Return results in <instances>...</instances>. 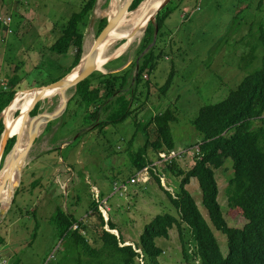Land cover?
Returning <instances> with one entry per match:
<instances>
[{
    "label": "rangeland",
    "instance_id": "1",
    "mask_svg": "<svg viewBox=\"0 0 264 264\" xmlns=\"http://www.w3.org/2000/svg\"><path fill=\"white\" fill-rule=\"evenodd\" d=\"M88 1L0 0V88L7 78L15 75L22 78L21 92L46 87L52 79L64 76L65 71L71 68L76 52L73 50L68 57L54 56L47 49L62 35L70 18L79 13ZM116 1L98 0L92 16L95 23L93 26L90 23L86 30L85 43L89 37L96 43L100 36L97 22L102 18L110 19ZM120 1L121 8L129 0ZM169 6L173 14L166 22L156 53L162 57L152 74L150 90L144 83L138 87L139 100L135 103L131 119L100 131L98 127L84 129L82 121L76 123L75 120L62 126L65 121L60 116L54 121L52 130L45 135L44 131L30 151L20 176V187L15 191L16 203L10 204L0 222V233L9 244L6 247L8 252L4 253H8L6 259L9 264H69L63 260V247L51 223L53 213L58 208L68 209V212L82 218L90 231L88 236L92 239V245L99 247L100 244L96 242L99 221L96 215L90 216L92 191L94 187L102 189L104 185L107 187L105 198H109L114 193L109 185L129 181L135 176L132 155L145 144L144 136L137 131L136 121L145 124L159 112L171 108L177 117V122L172 124L177 144L174 152L196 146L200 135L193 122L201 108L224 101L245 77L261 69L264 56V0H172ZM9 17L12 18L10 27L4 23ZM145 35L146 32L129 50L106 64L105 73L100 69L96 73L108 75L130 70L129 88L133 89L143 55L157 43L156 39V43L140 55ZM124 42L111 45L109 51L116 54ZM172 76V87L164 95L160 90ZM75 90L68 91L69 100ZM59 106L60 97L48 98L41 102L40 115L50 116L58 111ZM21 114V111L18 112L15 120ZM3 118L6 120V114ZM149 133L154 138V126ZM26 135L29 139V130ZM52 148L54 152L43 155V151ZM5 159L4 152L0 171ZM43 159L49 161L43 163L48 167L57 164L60 175L44 171L43 177H48L45 195L37 197L32 194L33 184L41 177ZM193 162L194 157L190 155L178 161V167L187 172ZM165 174L167 188L153 176L146 186L140 183L132 188L127 198H110L108 204L113 212L107 224L111 221L124 231L121 234L111 232L117 237L123 238L125 234L132 237L134 243L126 246L137 248L145 227L158 215L177 216L167 192L176 196L184 178L176 176L170 167ZM216 177L220 187L219 202L227 221L231 227L244 228L246 219L231 211L228 204L227 189L234 178L231 159L227 160L223 169L216 171ZM66 182H69L68 190L64 188ZM136 189L141 193L138 199L132 197ZM188 189L208 219L198 181L193 179ZM12 207L15 208L14 212L7 218ZM8 228L9 231H6ZM214 232L223 255L227 257V236L216 230ZM83 234L86 235V232ZM185 239L190 253H194L195 243L189 231H186ZM157 242L165 251L159 259L160 264H186L182 239L177 230L171 232L169 240L159 239ZM196 264L200 262L196 261Z\"/></svg>",
    "mask_w": 264,
    "mask_h": 264
},
{
    "label": "trees",
    "instance_id": "2",
    "mask_svg": "<svg viewBox=\"0 0 264 264\" xmlns=\"http://www.w3.org/2000/svg\"><path fill=\"white\" fill-rule=\"evenodd\" d=\"M145 1L134 0L131 11H136ZM97 3L98 0H89L79 13L70 18L62 35L47 49L54 56L68 57L73 50L76 52L66 74L52 79L49 84L61 81L80 65L85 54V33ZM172 14V9L168 6L158 14L155 22L149 24L139 54L143 55L154 44L158 31L157 43L143 55L134 88H129L130 70L108 75L93 74L77 86L63 115L65 122L62 126L75 120L76 123L82 121L84 129L98 127L100 131H105L110 126L131 119L135 103L139 100L138 87L144 83L150 90L152 74L162 57L161 54H156L158 43ZM108 23V18L97 22L98 34L106 29ZM172 82L173 76L160 92L166 95ZM22 89V78L16 75L7 78L0 88V141L6 129L3 113ZM40 109L41 103L31 116H38ZM31 122L32 119L29 123ZM175 122L176 113L171 108L159 112L145 124L136 121L137 131L144 136L145 144L132 155L134 173L177 149L172 131V124ZM54 123L53 121L47 126L45 134L52 130ZM152 126L154 138L149 133ZM193 126L200 135V154L194 157L193 165L187 172L179 169L178 161H174L170 167V171L176 176L184 178L176 196L167 192L177 210V216L158 215L145 227L136 249L142 252L146 264H160L159 259L165 251L157 241L169 240L171 232L177 230L182 239V253L186 264H196V261L200 264H264V56L261 69L245 77L228 98L201 108ZM16 141V137L9 141L5 149L6 157L13 150ZM229 159L233 162L234 178L227 189L228 204L231 211L246 219L247 223L242 229L230 226L219 202L220 187L216 171L223 169ZM156 179L161 185L160 180ZM193 179L198 181L202 190L203 207L208 213V219L188 189ZM94 215L99 221L96 240L99 247L92 245V239L88 236L90 231L83 221L68 214L63 208L55 211L51 223L55 226L56 236L63 247V260L69 264H138L137 259L141 254L132 246H126L123 238L106 230L107 226L111 231L117 230V227L111 221L107 224L100 211V204L95 201L91 204L90 211V216ZM76 225L79 226L77 230L74 229ZM215 230L227 236V257L222 253ZM186 231L191 233L195 243L194 253H190L185 239ZM5 245L6 241L0 233V248Z\"/></svg>",
    "mask_w": 264,
    "mask_h": 264
},
{
    "label": "bare ground",
    "instance_id": "3",
    "mask_svg": "<svg viewBox=\"0 0 264 264\" xmlns=\"http://www.w3.org/2000/svg\"><path fill=\"white\" fill-rule=\"evenodd\" d=\"M164 1L165 0H146L141 5V7H139V9H137L135 12L127 14L123 17L119 25L116 27L115 30L111 32V34L109 35V38L107 39L105 44L102 46L101 50L99 51L98 59H97V67L99 66L102 72L104 73L106 72L105 66L111 60H113V58L129 50L132 45L137 43L143 37L145 29L147 28L148 22L151 20V18H153L156 15L159 7ZM120 2H121L120 0L116 1L114 9L113 11H111L109 15L110 17L116 16V14L118 13L120 9ZM119 41H125V42L116 54H112L109 51L110 46ZM94 43L95 42H93L90 39V37L86 40L83 63H85V61L87 60L91 50L93 49ZM78 71L79 69L75 71L71 76H69L68 79L63 81L62 84H65L66 82L74 78ZM48 96L49 98L60 97V106L58 110H61L65 102L69 100L68 92H66L65 94H62L61 92L55 91V92L49 93ZM34 98H35V93H33V91L32 92H20L17 95L14 103L8 108V110L5 113L6 114V126L8 129L14 128L15 129L14 134H18L19 129L21 128L23 122L26 123V128L23 132L22 141L17 149V153H21L27 147V144H28L29 139H27L26 133H27V130H29L31 123L28 124V121H26L25 119L26 117L25 114L28 112ZM20 111L22 112V114L20 115L18 120H15L14 118L15 115ZM28 120L30 121V119ZM2 144L3 143L1 141L0 142V163L2 160ZM14 163H15V159L13 156L7 159L4 169L0 171V185L2 184L5 176L8 174L10 169L13 167ZM25 166H26V162L23 163L22 167L17 168L16 177L12 180L11 179L9 180L4 190L2 200L0 201V222H1V218L3 217L2 212L3 211L6 212L7 207L10 206L13 200V196L15 195V191H16L15 182L20 179V176Z\"/></svg>",
    "mask_w": 264,
    "mask_h": 264
},
{
    "label": "water",
    "instance_id": "4",
    "mask_svg": "<svg viewBox=\"0 0 264 264\" xmlns=\"http://www.w3.org/2000/svg\"><path fill=\"white\" fill-rule=\"evenodd\" d=\"M133 2H134V0H129L128 2H126L119 9V11L116 14V16L109 19L108 26L106 27V29L98 37V39H97L96 43L94 44L93 49L91 50V52H90L87 60L85 61V63H83V59H84V56H83V59L81 60L80 65L77 68H75L72 71V73L69 74L67 77H65L64 79H62L61 81H59V82H57L55 84H52V85H49V86H46V87H43V88H37V89L33 90V93H35V98L33 99V102L31 104L28 112L25 114L26 115V117H25L26 121H28L29 118H30V121L32 119V122H31V125H30V128H29V140H28L27 147L21 153H17V149H18L19 145L21 144L22 137H23V132H24V130L26 128V123L23 122L21 128L19 129L18 134H14V130L15 129L14 128L8 129L7 126H6V120L4 118L6 129H5L4 135H3L2 139H1V141L3 143L2 144V156H3L4 152H5V149H6L7 145H8V143H9V141L11 139H13L14 137H16L17 141H16V144H15L13 150L6 157V159L4 161V164H3V168L2 169H4L7 159L9 157H11V156L14 157L15 163L13 164V167L10 169L8 174L5 176L2 184L0 185V201L2 200V197H3V194H4V190H5L8 182H9V180L10 179L12 180V179H14L16 177L17 168L22 167L23 163L26 162L30 151L35 146L37 140L40 138L42 133H44V131L46 130L47 126L51 122L55 121L60 116H63L65 114V112H66V110L68 108V104H69L70 100H67L65 102V104H64V106L62 107L61 110H58L57 112H55L54 114H52L50 116L40 115L39 114L36 117H32L31 116L32 112L35 110V108L37 107V105L39 103H41L42 101H45L46 99L49 98V96H48L49 93L57 91V92H61L62 94H65L66 92H68L71 89H76L79 84H81L82 82L86 81L93 74H95L96 72L99 71L100 68H99V66L97 67V59H98L99 51L101 50L102 46L105 44L107 39L109 38V35L111 34V32L113 30H115L116 27L119 25V23L123 19V17L131 12V7L133 5ZM171 2H172V0H165L161 4V6L159 7L156 15L153 18H151V20L148 22L147 27L149 26V24L151 22H154L156 20L157 15L161 11H163L166 7H168ZM94 23H95V18H92V21H91L92 26H93ZM157 35H158V31H157V34H156V39H157ZM155 43H156V40H155ZM78 69H79V71L77 72V74H76V76L74 78H72L71 80H69L65 84H62L63 81L68 79L69 76H71ZM122 71H118L117 73H120ZM17 95H16V97H17ZM16 97H15V99H16ZM15 99H14V101H15ZM14 101L12 102V104L14 103ZM8 108L4 111L3 115L6 113ZM19 180H17L15 182V188L16 189L20 187V181ZM14 197H15V195L13 196V200H14ZM13 200H12V202H13ZM12 202H11V204H12ZM4 212L5 211L2 212L3 215H4Z\"/></svg>",
    "mask_w": 264,
    "mask_h": 264
},
{
    "label": "built area",
    "instance_id": "5",
    "mask_svg": "<svg viewBox=\"0 0 264 264\" xmlns=\"http://www.w3.org/2000/svg\"><path fill=\"white\" fill-rule=\"evenodd\" d=\"M12 22V18L9 17L4 23L8 27H10ZM200 148L198 145L190 147L188 149L179 150L178 152L170 151L167 155L162 157L161 159L152 162L148 167L145 169L135 173V176L131 178L129 181H118L115 182L113 185V196H119L120 198H127L129 194L132 192V188L137 187L140 183L143 185H147L151 179L157 177L162 181L164 186H166V174L165 172L171 167L174 161L184 160L188 156H197L200 154ZM162 173V174H161ZM167 188V186L165 187ZM100 211L103 214L104 218L108 222L109 220V209L100 204ZM75 230L79 229V226L76 225L74 227ZM138 254H141V257L137 259L138 264H146L144 256L140 250L135 248ZM0 264H9L7 260L1 259Z\"/></svg>",
    "mask_w": 264,
    "mask_h": 264
},
{
    "label": "crops",
    "instance_id": "6",
    "mask_svg": "<svg viewBox=\"0 0 264 264\" xmlns=\"http://www.w3.org/2000/svg\"><path fill=\"white\" fill-rule=\"evenodd\" d=\"M44 135H45V133H44ZM55 141H57V137H55ZM54 148H52V149H47L46 150V152H44L43 151V155L44 154H47V153H51V152H54V150H53ZM63 149V148H62ZM30 154V153H29ZM46 162H49V161H47V160H45V159H43V161L41 162V177L39 178V179H37L36 181H35V183L33 184V191H32V194H33V196H37V197H39V196H43V195H45V191H46V188H45V185H46V183H47V181H48V177H43V172L44 171H51V172H53L52 174H54V173H58V175H60V171L58 170V168L56 167L57 166V164H56V166L55 167H48V166H46V165H43V163H45L46 164ZM68 170H70V168L68 169ZM62 177H65V175L64 176H62ZM69 179V178H68ZM49 185H51V183H49ZM65 186H64V188L66 189V190H68V188H69V182H66L65 184H64ZM113 185L114 184H111V185H109V186H112V190H113ZM143 186H146V185H143ZM106 189H107V187H104V185H103V187H102V189H98L97 187H94V189H93V191H92V193H93V201L92 202H96V203H98V204H103L104 206H106L108 209H109V215L113 212L112 211V207H110L109 206V201H110V198H113V197H115V196H113V193L110 195V197L109 198H105V191H106ZM133 191V190H132ZM136 194L135 195H133L132 197L134 198L135 197V199H138L139 197H140V191L139 190H135L134 191ZM139 194V195H138ZM137 195V196H136ZM14 202V201H13ZM119 202V201H118ZM118 202H116V204L115 205H117L118 204ZM14 207H12V209L10 210V212H8V215H7V218L9 217L10 218V215L14 212ZM68 210V209H67ZM67 210H65L68 214H70V215H73V216H75L73 213H70V212H68ZM34 212V211H33ZM54 214V213H53ZM77 216V215H76ZM75 216V217H76ZM111 217V216H110ZM78 220H80V221H83L82 220V218L80 219V218H78V217H76ZM117 227V226H116ZM106 230L107 231H109V232H112L111 230H110V227L108 226V227H106ZM6 231H9V228L6 230ZM123 230H121L120 228H117V230H115L114 232H116V233H118V234H121V232H122ZM124 232V231H123ZM122 235H124L123 233H122ZM123 238H124V240L126 241V244L127 245H131L132 243H134L133 242V240H132V237L130 236V235H128V234H125L124 236H123ZM9 246V244H8V242L6 241V245L5 246H3V247H1L0 248V260L1 259H4V260H7L6 259V256L8 255V253L7 254H4V253H6V252H8V249H6V247H8ZM8 261V260H7ZM9 263V262H8Z\"/></svg>",
    "mask_w": 264,
    "mask_h": 264
}]
</instances>
